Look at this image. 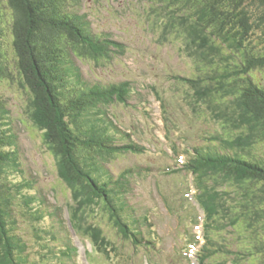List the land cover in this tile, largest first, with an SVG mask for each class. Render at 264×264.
I'll list each match as a JSON object with an SVG mask.
<instances>
[{"label":"rangeland","instance_id":"374dc122","mask_svg":"<svg viewBox=\"0 0 264 264\" xmlns=\"http://www.w3.org/2000/svg\"><path fill=\"white\" fill-rule=\"evenodd\" d=\"M67 2L68 9L76 12L85 22L94 40L100 42L102 39L109 43L107 52L110 51V56L105 52L104 56L98 57L115 58L111 63H100L98 66L74 58L68 67L67 76L70 73L72 75L67 77V87L72 83L79 84L73 92L81 94L79 88L84 84L88 87L100 83L99 89L112 83L128 84L130 93L124 97L125 102L113 95L111 98L114 102L107 101V105L104 103L106 99L98 102L106 106L104 111L95 112L91 107L84 110L80 117L84 122L80 130L82 137L97 140L106 134L111 135L114 142L111 148L91 153L94 162L87 158L84 159L86 163H83V158L79 156L76 160L77 164L81 162L84 165H80L81 170L86 169L96 180L103 178L107 185L112 186L125 183L121 193L126 196L116 201L120 205L124 203L127 210L121 217L116 213L111 220L104 215L100 217V211L109 216L111 210L93 198V193L97 192L93 188L95 192L80 193L89 203H80L77 222L82 233L77 234V230L71 228L65 206L72 195L74 199L75 191L71 189L74 186L58 176L60 167L57 157L44 141L45 131L33 125V97L17 73L9 39L4 37L1 57L4 60L0 74V99L4 105L3 109L0 107V132L7 136L8 141L10 139L9 152L13 153L12 158H16L12 160L13 163L18 165L11 177L15 183L11 182V198L5 202V211L9 212L6 217L12 227V232L8 231L9 235L11 233L12 240L21 246L13 252L14 256H20L16 264H72L74 258H77L78 264H90L93 259L89 262L84 257V249L88 248L87 237L94 234L84 232L90 225H97L98 218L105 221L104 236L98 241L108 247L105 248L106 258H94V264H134L132 259L137 260L138 264H186L185 254L191 252L189 257L192 260V254L197 250L195 247L192 251L188 246L194 233L201 243L205 236L202 224L206 220L204 211L202 217V210L192 199L195 195L202 201L203 194L197 188L198 179H195L194 184L193 174L173 171L181 168L192 157L188 153L189 149L198 148L202 154L229 153L236 158L257 159L264 155V147L256 144L258 140L251 142L249 139L248 143L243 141L240 145L233 142L254 129L248 114L242 112L238 103H231L232 95L228 90L213 96L210 87L217 80L212 81L210 78L215 74H205L209 76L208 85L201 83L191 89L195 97L200 88L206 89V98L199 99V104L193 107L195 111H191L187 105L189 92L176 76L190 77L196 74L195 66L189 57L178 50V44L171 36L160 31V26L159 30L152 26L157 13L147 1ZM116 43L121 44L120 48H125L120 55L112 54V46ZM78 133L77 129L75 134ZM0 137L4 138L3 135ZM131 145L137 150H132L129 147ZM172 165H176L175 170L171 168L172 172L167 171ZM138 169L142 170L140 174L135 173ZM122 173L125 176L119 180L118 175ZM213 183L222 191L228 187L237 191L241 185L231 178L226 182L213 180ZM202 185L211 186L212 180L203 181ZM249 186L240 188L241 192L248 189L257 194L251 188L252 185ZM115 189L121 190L119 186ZM7 192L9 198V189ZM231 198V195L221 194V199L213 200L218 213L210 218L212 223L207 235L213 248L216 251L220 249V254L211 256L216 261L209 257L208 264H233L245 257V237L242 235H245L247 220L241 214L229 212L227 200ZM163 199L171 211H165ZM60 205L61 209L58 207ZM212 205L215 206L214 203ZM91 208L97 215L82 220ZM175 214H180V224ZM236 216L237 223L234 222ZM123 218L129 222L135 219L134 228L143 233L145 238H154L157 248L146 246L147 243L138 238L137 242L132 238L126 240L129 231L122 226ZM238 228L241 237L237 234ZM76 237L81 241V248ZM21 244H26V248ZM71 245L77 247V252L70 258L63 257L60 251L65 247L69 249ZM58 248L61 260L50 257V254L55 255ZM109 255L113 261L108 258ZM145 256L151 261L145 262ZM250 262L247 257L246 264Z\"/></svg>","mask_w":264,"mask_h":264},{"label":"trees","instance_id":"16d2710c","mask_svg":"<svg viewBox=\"0 0 264 264\" xmlns=\"http://www.w3.org/2000/svg\"><path fill=\"white\" fill-rule=\"evenodd\" d=\"M141 1H147L157 13L154 15L152 26L158 30L160 26V31L171 36L172 40L178 44V50L189 57L195 66L196 74L190 77L176 76L189 92L187 105L191 111H195L193 107L199 104V99L206 98L205 88H200L196 92L198 98L191 89L197 88L201 83L208 85L209 76L205 74H215L216 76L210 79L217 81L212 87L209 86L213 96L215 93L219 94L228 90L232 95L231 103H238L242 112L248 114L250 125L254 129L253 132L233 142L240 145L243 141L248 143L249 139L251 142L258 140L256 144L264 147V0ZM67 3V0H0V74L3 68L4 58L1 57L5 37L9 39L17 73L21 75L20 78L33 97L31 117L33 125L45 131L44 141L57 157V164L60 167L58 176L74 186V188L70 187L72 191H75L74 199L72 195L65 209L69 225L73 230H77L75 233L81 234L80 223L77 222L80 203L83 205L89 203L80 193L95 192L93 189L95 188L97 192L93 193V198L102 205L106 204L111 210L110 217L101 211L99 216L104 215L109 220L113 219L116 213H119L121 217L127 208L124 203L120 205V202L116 201L117 198L126 196L121 193L125 183L107 185L101 179L98 181L92 177L86 169L82 171L81 162L77 164L78 156L83 158V163H86L84 159L87 158L94 162L90 157L91 153H95L96 150L100 152L109 150L111 143H114L113 137L107 134L97 140L84 139L80 134L84 125L80 117L84 110L91 107L95 112L104 111L107 101L114 102L111 98L113 95L123 102L130 91L127 83H112L103 89H99L100 83L88 87L84 84L79 88L81 94L73 92L79 84L72 83L67 87V77L72 75L70 73L67 76L68 67L74 62V58L96 66L100 63L101 65L111 63L115 59L98 57L106 54L109 43L102 39L100 42L94 40L85 22L77 16L76 12L68 9ZM112 47H114L112 54L115 55H120L125 50L120 48L119 43ZM107 53L110 56V51ZM66 64L67 67H65ZM103 99H106L105 105L99 104L98 102L104 101ZM111 103L108 102V104ZM3 105L0 99L2 109ZM77 129L78 135L75 134ZM2 135L5 137L4 133L0 132V136ZM6 146L8 144L5 138L0 137V264H16L20 256H14L13 252L21 246L16 243V240H12L11 233L9 235L12 227L7 220L8 216L6 217L9 212L5 211L7 209L5 202L11 198V177L17 170L14 168L18 165L12 161L13 153L4 149ZM129 147L134 149L133 145ZM138 151L140 152L139 149ZM188 153H191L192 157L182 168L188 174H193L194 184L195 179L199 180L197 188H200L203 199L200 201L195 195L192 199L199 210L204 211V219H206L203 221L205 243L201 246L199 241L196 242L199 253L196 254L198 256L195 263L208 264L209 257L212 261H216L211 256L220 253V249L216 251L213 248L207 232L211 228L210 218L218 213L217 209H214L216 203L213 200L221 199L223 194L232 197V200H227L229 212L241 214L247 220V227H244L245 235H242L245 237V254H243L245 257L239 262L234 261L233 264H246L247 257L251 260L250 264H264V155L257 159L236 158L229 153L202 154L198 148L189 149ZM8 160L9 164H7ZM86 166L91 169L88 164ZM168 168L167 171H173L172 167ZM141 172L142 170L139 173ZM229 178L237 181L238 185L241 184L237 191H233L230 187L224 188L223 191L218 190L217 185L213 183V180L226 182ZM207 180H212L211 186L202 185V182ZM249 184L257 191V194L248 189L241 192L240 188H248ZM117 186L121 190H116ZM8 189L9 198H7ZM122 194L124 196H121ZM162 206L165 211H171L168 204ZM58 207L61 209V205ZM96 215L97 212L91 208L82 220L94 218ZM176 216L180 224L181 216L180 214ZM191 218L195 221L193 217ZM104 219L107 221L106 218ZM97 220V225H90L84 232V234L87 232L94 234L86 239L91 247V250L87 252L93 262L97 256L106 258L107 249L105 248L108 247L98 241L101 236H104L105 221L102 218ZM131 220L133 221L129 222L123 218L125 224L123 223L122 226L129 231V237L126 240L132 238L134 242H137L138 238L146 242L147 246L156 249L154 238H145L143 233L131 229L130 225L134 226L135 219ZM237 221L236 216L234 222L237 223ZM239 228L238 236L241 235ZM194 241L193 237L188 245L192 247ZM21 245L26 248V244ZM72 249L76 248L71 245L70 252ZM59 250L60 248L56 250L55 255L50 254V257H58ZM60 253L63 257L69 256L66 250L65 252L61 250ZM108 258H111V255ZM184 258L186 264H191L192 260L188 255L185 254ZM111 260L113 261L112 258ZM145 260L151 261L148 256H145Z\"/></svg>","mask_w":264,"mask_h":264},{"label":"clouds","instance_id":"9594fccd","mask_svg":"<svg viewBox=\"0 0 264 264\" xmlns=\"http://www.w3.org/2000/svg\"><path fill=\"white\" fill-rule=\"evenodd\" d=\"M2 138V137H1ZM5 138V142L8 144V146H9V142H10V139H9V141H8V138H7V136H5L4 137ZM4 146V145H3ZM8 146H6L4 149H8L9 150V147ZM14 146V145H13ZM10 153V152H9ZM12 158V157H11ZM13 159H16V158H12V160ZM7 164H9V160L7 161ZM16 164V163H15ZM9 229H11V228H9Z\"/></svg>","mask_w":264,"mask_h":264},{"label":"bare ground","instance_id":"6f19581e","mask_svg":"<svg viewBox=\"0 0 264 264\" xmlns=\"http://www.w3.org/2000/svg\"><path fill=\"white\" fill-rule=\"evenodd\" d=\"M98 131H99V130H98ZM189 154L191 155V153H189ZM172 168H174V167H172ZM36 175H37V173H36ZM102 188H103V187H102ZM130 227H131V229H135L134 226H133L132 224L130 225ZM146 246H147V244H146Z\"/></svg>","mask_w":264,"mask_h":264}]
</instances>
